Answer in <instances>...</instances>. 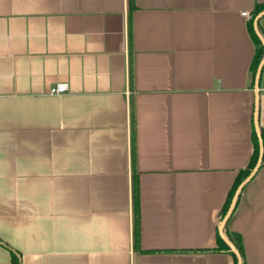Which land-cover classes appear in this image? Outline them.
<instances>
[{
    "label": "crops",
    "instance_id": "crops-1",
    "mask_svg": "<svg viewBox=\"0 0 264 264\" xmlns=\"http://www.w3.org/2000/svg\"><path fill=\"white\" fill-rule=\"evenodd\" d=\"M260 3L0 0V264H235L210 249L253 152ZM224 230L264 264V165Z\"/></svg>",
    "mask_w": 264,
    "mask_h": 264
},
{
    "label": "trees",
    "instance_id": "trees-1",
    "mask_svg": "<svg viewBox=\"0 0 264 264\" xmlns=\"http://www.w3.org/2000/svg\"><path fill=\"white\" fill-rule=\"evenodd\" d=\"M128 1H129V8L131 11L134 7V0H128ZM262 9H264V3L256 4L253 11H252V17L248 23V28L250 30V33H251L253 40H254V43L256 45L254 57L252 60V66H251V72H252L253 76L256 72L257 66H258L261 58L263 57V52H264L263 46H262L260 40L258 39V37L256 36V34L254 32V28H253V19H254L255 15L259 11H261ZM260 131H261L263 145H264V127H260ZM252 141H253L252 155H251L250 160H249L248 164L246 165V167L240 169L238 174H237L235 182L232 186V189L230 190V192L228 194V197H227L226 202L224 204V207L222 209V213H221L222 216L224 215V213H225V211L229 205V202H230L231 197L235 191V188L246 177V175L250 172V170L253 168V166L256 163V159L258 156V140H257V136H256V133L254 130L252 132ZM262 165H264V154H263L261 166ZM133 217H134V246L137 247L139 244V190H138V182L135 178L133 181ZM226 234L229 237V239L235 244V246L238 248V250L240 251V253L242 255V259H243V264H245L243 242H242L241 235L237 232H228V231L226 232ZM216 241H217V246L213 249L211 248L210 250H224V251L230 252L234 258L235 264H237V260H236L235 255L229 250L228 246L221 239L219 234H217V236H216ZM11 254H12V264H18V260H17L15 253L12 252Z\"/></svg>",
    "mask_w": 264,
    "mask_h": 264
},
{
    "label": "water",
    "instance_id": "water-1",
    "mask_svg": "<svg viewBox=\"0 0 264 264\" xmlns=\"http://www.w3.org/2000/svg\"><path fill=\"white\" fill-rule=\"evenodd\" d=\"M263 15H264V9L259 11L255 15V17L253 19V28H254L256 36L258 37V39L260 40V42L262 44L263 50H264V36L258 28V20ZM263 65H264V52H263V57L261 58L258 66H257L256 72H255V79H254V88L256 91V100H255L253 118H254V130H255V133L257 136V140H258V156H257L256 163L253 166V168L250 170V172L246 175V177L235 188V191L231 197L229 205H228V207H227V209H226V211H225V213H224V215H223V217L219 223V226H218L219 235H220L221 239L225 242V244L228 246L229 250L235 255L236 260H237V264H243L242 255H241L240 251L238 250V248L235 246V244L227 236V234L224 230V225L226 224L228 218L230 217V215L234 211V208L236 206V203H237V200H238V197L240 195L242 188L252 179V177L255 175V173L258 171V169L261 167V164H262V159H263V154H264V145H263L261 131H260V128L258 126V97H259L258 96L259 95L258 85L260 82V75L262 73Z\"/></svg>",
    "mask_w": 264,
    "mask_h": 264
},
{
    "label": "built area",
    "instance_id": "built-area-1",
    "mask_svg": "<svg viewBox=\"0 0 264 264\" xmlns=\"http://www.w3.org/2000/svg\"><path fill=\"white\" fill-rule=\"evenodd\" d=\"M242 16L246 17L248 20L251 19L252 14L248 11L241 12ZM67 89V84L65 82H57L50 88L52 93H60ZM258 92L264 93V71L260 75V82L258 85Z\"/></svg>",
    "mask_w": 264,
    "mask_h": 264
}]
</instances>
